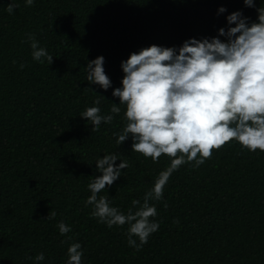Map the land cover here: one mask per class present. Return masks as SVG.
<instances>
[{"label": "trees", "instance_id": "trees-1", "mask_svg": "<svg viewBox=\"0 0 264 264\" xmlns=\"http://www.w3.org/2000/svg\"><path fill=\"white\" fill-rule=\"evenodd\" d=\"M17 2L9 14L10 0H0V264H33L40 253L39 264H67L77 242L82 264H264V151L235 140L199 167L188 162L171 174L163 198L149 201L160 227L139 251L127 243V224L109 228L85 204L103 155L128 163L98 194L125 214L171 163L133 151L131 135L116 142L127 124L126 106L112 95L121 87V62L153 44L178 48L189 38L216 37L237 10L258 23L264 0L254 7L244 0ZM221 6L227 11L218 14ZM30 33L51 64L33 60ZM101 55L107 90L86 80L88 61ZM113 103L121 112L99 130L80 116L93 106L107 115ZM60 222L71 231L62 235Z\"/></svg>", "mask_w": 264, "mask_h": 264}, {"label": "clouds", "instance_id": "clouds-1", "mask_svg": "<svg viewBox=\"0 0 264 264\" xmlns=\"http://www.w3.org/2000/svg\"><path fill=\"white\" fill-rule=\"evenodd\" d=\"M33 4L34 0H24L25 7ZM244 4L255 6L254 0H244ZM19 7L17 0H10L6 11L12 14ZM226 11L221 6L218 14ZM257 11L258 23L249 24L237 10L227 15L229 26L227 30L219 28L216 37L189 38L178 48L153 44L132 52L121 62V87L114 88L112 95L119 98V105L126 106L127 124L116 142L121 145L131 135L133 151L151 157L153 162L164 154L171 163L145 194L143 203L133 201L139 206L137 210L125 214L111 206L107 196L98 194L121 176L128 163L115 153L103 155L95 162L100 175L89 183L91 195L85 204L91 205V215L109 228L127 224V243L137 251L160 227L152 219L157 210L149 201L163 198L165 185L181 165L194 162L199 167L211 157L213 149L232 140L249 151H264V7ZM28 39L33 60L43 63L46 59L51 64L53 56L31 33ZM104 62L102 55L88 61L86 80L107 90L112 81L105 73ZM94 103L99 105L100 101ZM120 112L113 103L107 115L93 106L80 116L93 125L92 130H99L102 123H111ZM58 227L62 235L71 231L63 222ZM67 251V264H82L80 243L71 244ZM44 259L40 253L33 264Z\"/></svg>", "mask_w": 264, "mask_h": 264}]
</instances>
